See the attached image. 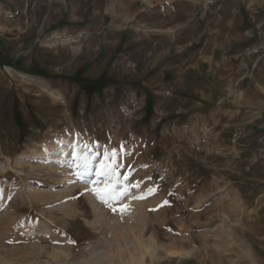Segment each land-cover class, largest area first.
Segmentation results:
<instances>
[{
	"label": "rangeland",
	"instance_id": "1",
	"mask_svg": "<svg viewBox=\"0 0 264 264\" xmlns=\"http://www.w3.org/2000/svg\"><path fill=\"white\" fill-rule=\"evenodd\" d=\"M0 264H264V0H0Z\"/></svg>",
	"mask_w": 264,
	"mask_h": 264
},
{
	"label": "snow or ice",
	"instance_id": "2",
	"mask_svg": "<svg viewBox=\"0 0 264 264\" xmlns=\"http://www.w3.org/2000/svg\"><path fill=\"white\" fill-rule=\"evenodd\" d=\"M98 175L100 173H97ZM97 197L98 199H100L103 203H105L106 205L109 204V198H110V191L108 189H104L103 192H97ZM112 199H115V197H111ZM114 212L116 211L115 208L112 209Z\"/></svg>",
	"mask_w": 264,
	"mask_h": 264
}]
</instances>
